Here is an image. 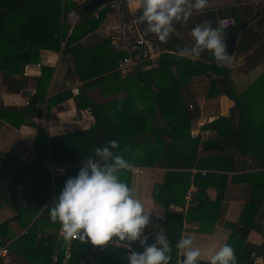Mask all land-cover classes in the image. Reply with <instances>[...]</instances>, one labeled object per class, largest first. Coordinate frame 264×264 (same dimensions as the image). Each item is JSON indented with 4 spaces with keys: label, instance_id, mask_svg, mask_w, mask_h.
I'll use <instances>...</instances> for the list:
<instances>
[{
    "label": "crops",
    "instance_id": "obj_1",
    "mask_svg": "<svg viewBox=\"0 0 264 264\" xmlns=\"http://www.w3.org/2000/svg\"><path fill=\"white\" fill-rule=\"evenodd\" d=\"M84 1L86 0L73 3L80 5ZM221 2L206 3L200 11L191 9L190 17L201 14L205 9L225 4ZM71 12L79 14L76 10H70L64 18L62 14L59 16L61 22L67 26V32L57 51L41 50L39 61L26 65L22 76L0 75V105L7 107L26 106L36 92L37 81L47 83L45 89H41L45 93L44 100H39L40 102L35 105L38 110H42L41 117L37 118L36 112L30 118L33 125L44 129L45 139L40 137L36 142L37 131L33 126L21 125L15 128L0 120V161H5L6 165L16 163L23 169V172L13 170L6 174L4 182L13 185L14 194L19 201H22L19 195L26 181L28 169L34 161H40L52 174L63 175L65 168L70 167V164L56 163L58 165L56 169L50 171L46 168L48 163L53 162L48 148L50 137L75 131L87 132L84 136L85 147L91 155L93 154L96 131L89 128L95 119L91 109L87 107V102L108 100L109 93L112 91L115 93V84L130 75L129 73L121 76L116 72L115 56L109 44L100 41L94 35H87L90 32L71 44L70 48L78 47V50L66 54L63 52L66 38L80 20L72 21L69 17ZM189 24L188 20L173 22L174 31L169 34L168 39H174L173 47L176 51L164 50L163 54L182 57L179 49L191 47L193 40L190 36L191 30L187 29ZM150 34L157 38L155 34ZM168 39L164 43H167ZM27 43L28 40L25 42V48ZM261 48L264 52V43ZM249 55L250 52L238 56L233 54L231 63L226 66L228 72L225 90L217 84L219 66L206 58V52H202L198 58L183 57L193 62L195 74L188 77L184 85L170 91L165 97V103L176 119L189 120V134L198 140L196 158L207 160L211 158L209 169L191 168L188 186L186 188L173 186L170 189L165 188L162 183L166 172L172 171L171 169L159 166L151 168L133 166L129 170L120 171L119 178L130 187L149 215L150 223L145 226L142 236L156 231L166 233L165 229L170 232L168 236L172 242L170 264H176L177 250L174 245L181 235L191 238L192 246L201 250L198 262L207 264L208 258L222 245L232 246L234 238H239L231 226L236 227V230L247 231L244 238H239L240 244L237 253L234 254L235 264H248L255 255L249 264H264V161L243 156L233 148L218 150L216 147L225 133L207 128V125L220 117L229 118L234 107L231 96L243 94L264 75V57L255 59L249 58ZM159 60L155 67L149 69L157 67L173 69V62ZM43 68L52 70L49 77L48 72L43 73ZM147 69L148 67L141 71ZM211 74L214 78L210 77ZM75 90L77 94L74 93ZM56 96H60L59 101L46 111L47 100ZM257 98L263 109L252 108L256 123L264 114V94L258 95ZM262 129L264 125L258 130L248 127L246 138L253 143L264 144ZM87 156L90 155L87 153ZM18 157L24 158L25 161L19 160ZM31 158H34L31 164L26 163ZM194 174L200 175L198 177L200 183H207L204 189L207 201L199 210L194 209L195 203L192 202L198 191V187L192 182ZM54 200V192H51L49 195H43L37 203L22 201L28 205H19L20 207L39 206L37 214L32 219H29L31 211L26 209L17 211L7 203H0V239L1 244L6 245L9 252L7 264H50L57 258L61 242L65 243V248L69 246L71 249L72 242L79 240L65 238L60 231V225L57 226V222L52 223L49 216V219L43 220L41 226L37 227L35 234L31 236L30 250L19 244V238L28 235L36 216L40 218L45 207ZM251 217L253 222L250 228H247L244 222H248ZM179 227L180 233L177 236ZM42 237L46 239L42 248L31 250ZM114 245L120 247L116 242ZM11 247L15 248L14 252L11 251Z\"/></svg>",
    "mask_w": 264,
    "mask_h": 264
},
{
    "label": "trees",
    "instance_id": "obj_2",
    "mask_svg": "<svg viewBox=\"0 0 264 264\" xmlns=\"http://www.w3.org/2000/svg\"><path fill=\"white\" fill-rule=\"evenodd\" d=\"M90 1L86 0L80 5H76L67 0H0V75L6 77L22 76L26 65L39 61L41 50L57 51L67 32V26L61 22L59 16L62 14L64 18L70 10L78 11L80 20L66 38L63 52L66 54L75 49L78 50V47L70 48L71 44L85 37L97 26V22L92 17L97 8L92 11L83 9ZM224 17L234 20V29L241 27L237 33L234 56L250 52L249 58L264 57L261 48L262 43H264V7L222 4L215 8H208L201 14L189 17L190 24L187 29L191 30L205 21L210 22L211 26L216 28L217 20ZM145 32L149 33L146 30ZM223 34L225 35V31ZM27 40L28 43L25 48ZM173 41L174 39H168L162 48L176 51L173 47ZM204 52H206V58L211 63L219 66L217 84L224 89L227 67L217 63L210 52ZM160 57V62H173V69L171 67H157L148 68L145 71H134L115 84V93L110 92L108 100L95 103L87 102V107L91 109L95 119L94 124L89 128L96 131L92 155H94L96 147L106 146L108 141L116 140L118 147L113 149L114 153L121 155L132 166L145 168L159 166L171 169L172 171L166 172L162 185L169 189L173 186L186 188L191 177L189 170L193 167L209 169L212 159L196 158L198 140L189 134V120L176 119L168 109L165 97L170 91L184 85L185 80L193 76L195 71L193 62L186 58L170 54H163ZM44 71L45 73L48 72L47 77L52 72L49 68H43V73ZM46 84V82L38 83L37 81L36 92L24 107L0 105V120L15 128L21 125L35 127L37 131L36 142L40 137L45 139V132L43 128L33 125L30 118L38 110L35 107L36 103L40 102L39 100H44L45 93L41 89H45ZM260 94H264V75L259 77L253 86L243 94L231 96L234 107L229 118L220 117L207 125V128L217 129L225 133L216 147L218 150L233 148L243 156L264 161V144L253 143L249 138H246L248 127L258 130L264 125V114L257 123L253 119L252 108L263 109L262 103L257 98ZM59 98L60 96H56L53 99H48L46 111L54 106ZM86 133L75 131L50 137L48 148L51 160L57 164H70V167L65 168L63 175H58L47 171L40 161H34L28 169L19 199L29 203H37L43 195H49L51 192H54L56 198L65 180L76 175L80 162L87 157V153L91 155L84 143ZM13 170L23 172V169L16 163L6 165L5 161H0V183H4L5 175ZM199 176V174L192 176V182L198 187V191L192 199V202L195 203V210H199L207 201V196L204 193L207 183H200ZM2 202L13 206L17 211L20 209L31 211L29 219H32L39 210V206L24 208L8 202L5 189L0 187V203ZM51 204L49 203L45 207L40 218L36 216L34 223L28 230V235L19 238V244L25 245L26 249H29L31 236L35 234V229L41 226L43 220L49 219ZM51 222H57V226L60 225L58 221L52 220ZM252 222L253 217L248 222H244V225L250 228ZM231 228L235 230L240 239L245 237L247 231L244 229L236 230L234 226ZM165 230L166 233L164 232V234L168 237L170 232L167 231L168 229ZM179 233L180 227L176 232L177 236ZM239 238L235 237L232 244L234 254L237 253V247L240 244ZM45 241L46 239L42 237L31 250L42 248ZM113 242L117 241L113 238L111 243L101 247L100 250L92 251V245L89 242L73 241L71 260L77 264L79 256L91 254L96 260L95 264H128L126 251L115 246ZM64 248L65 243L61 242L57 258L62 257ZM10 249L12 252L15 250L14 247Z\"/></svg>",
    "mask_w": 264,
    "mask_h": 264
},
{
    "label": "clouds",
    "instance_id": "obj_3",
    "mask_svg": "<svg viewBox=\"0 0 264 264\" xmlns=\"http://www.w3.org/2000/svg\"><path fill=\"white\" fill-rule=\"evenodd\" d=\"M207 0H133L140 9L136 19L147 24V31L164 42L174 31L173 22H186L191 9L200 11ZM186 5L188 7H186ZM191 47L179 49L186 58H198L208 51L219 64H230L232 56L219 28L205 21L190 31ZM116 140L106 146L96 147L94 155L80 162L75 176L68 177L59 195L49 207L50 219L60 223L65 238L78 237L93 246H105L116 238L127 248L128 264H170L172 242L163 232L155 234L154 242L145 244L142 236L150 223L149 215L141 201L119 176L121 170L133 166L121 155L114 153ZM139 241L142 251L132 249L131 242ZM176 264H198L201 250L192 246L191 238L181 235L174 245ZM236 257L229 244L222 245L208 258V264H235Z\"/></svg>",
    "mask_w": 264,
    "mask_h": 264
},
{
    "label": "built area",
    "instance_id": "obj_4",
    "mask_svg": "<svg viewBox=\"0 0 264 264\" xmlns=\"http://www.w3.org/2000/svg\"><path fill=\"white\" fill-rule=\"evenodd\" d=\"M67 1L77 2L78 0ZM139 14L140 9L133 7V0H106L92 14L93 19L97 22V26L87 35H94L100 41H106L109 44L115 56V70L121 76L137 70L141 71L147 67H155L164 52L162 48L164 42L145 32L143 23L136 19ZM69 17L74 22L80 19L79 14L76 12L69 13ZM233 25L234 20L228 17L220 18L216 22V28L220 29L222 38L225 36L223 32L228 27H233ZM210 77L214 78V75L211 74ZM74 93L77 94V91L75 90ZM18 159L25 161L22 157H18ZM33 159H29L26 163L31 164ZM57 167L58 165L54 162L46 165V168L50 171ZM163 221L164 219L162 218L161 222ZM69 239L75 240L77 237H69ZM116 244L126 251L127 256L129 250L118 242ZM100 249L101 247L92 245V251ZM8 258L9 252L7 247L1 244L0 239V264H7ZM95 262V258L89 254L88 256L79 257L77 264H95ZM50 264H76L71 260L70 247L67 246L62 257L56 258Z\"/></svg>",
    "mask_w": 264,
    "mask_h": 264
},
{
    "label": "water",
    "instance_id": "obj_5",
    "mask_svg": "<svg viewBox=\"0 0 264 264\" xmlns=\"http://www.w3.org/2000/svg\"><path fill=\"white\" fill-rule=\"evenodd\" d=\"M106 0H91L88 4H86L84 6V10L85 11H92L93 9L95 8H99L101 5H103L105 3ZM218 1H222V0H207L206 3H212V2H218ZM186 7H188L186 5ZM241 27H237L236 29H234L233 27H228L226 29V34L224 36V40L226 41L227 43V47H228V51L229 53L231 54V56H233L234 54V48H235V45H236V41H237V33L239 31ZM223 66H228L229 64H222ZM41 114H42V110L39 109L37 111V114H36V117L37 118H40L41 117ZM0 187L4 188L5 191H6V197H7V200L8 202H11V203H14L16 205H25L27 206L28 204L27 203H24L22 201H19L15 194H14V191H13V185L11 184H7V183H0ZM158 232H161V231H156L154 233H151V234H148V235H145L144 237L146 238L145 239V244H151L154 242V238H155V234L158 233ZM78 238V237H77ZM79 239V238H78ZM119 244L122 245V242L116 238H114ZM80 240V239H79ZM87 241V240H85ZM88 242V241H87ZM91 244V243H90ZM132 244V249L139 252V251H142L143 249V246H141L139 244V241H135V242H131ZM92 245V244H91ZM95 247H102V246H95ZM256 257V255L251 258L248 262V264L253 261V259ZM198 264H203V263H199Z\"/></svg>",
    "mask_w": 264,
    "mask_h": 264
},
{
    "label": "rangeland",
    "instance_id": "obj_6",
    "mask_svg": "<svg viewBox=\"0 0 264 264\" xmlns=\"http://www.w3.org/2000/svg\"><path fill=\"white\" fill-rule=\"evenodd\" d=\"M231 2L234 6H247V5H258L260 7H264V0H222L221 3ZM192 11V10H191ZM144 25V23H143ZM145 30L147 29V24L145 23ZM151 33V32H150ZM263 41H264V34H263ZM115 243V242H113Z\"/></svg>",
    "mask_w": 264,
    "mask_h": 264
}]
</instances>
